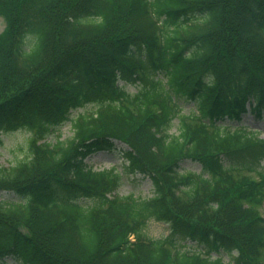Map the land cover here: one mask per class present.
Segmentation results:
<instances>
[{
  "label": "trees",
  "instance_id": "1",
  "mask_svg": "<svg viewBox=\"0 0 264 264\" xmlns=\"http://www.w3.org/2000/svg\"><path fill=\"white\" fill-rule=\"evenodd\" d=\"M0 15V132L31 133L27 156L0 166L20 198L0 199V264H262L264 167L225 159L264 151L233 123L264 117V0H0ZM65 121L73 135L47 141ZM114 140L152 196H120L121 171L86 164ZM152 218L170 234L149 237Z\"/></svg>",
  "mask_w": 264,
  "mask_h": 264
},
{
  "label": "rangeland",
  "instance_id": "2",
  "mask_svg": "<svg viewBox=\"0 0 264 264\" xmlns=\"http://www.w3.org/2000/svg\"><path fill=\"white\" fill-rule=\"evenodd\" d=\"M4 27V19L0 16V31ZM120 85H125L128 91L134 92L137 89V82H132L130 80L120 79ZM180 106L182 112H190L193 110V104L191 101H181ZM94 106L92 104L85 105L83 107H78L70 112V117L74 118L80 113H85L87 111L93 110ZM236 121H233L235 123ZM174 126L171 131L175 130L176 119L173 121ZM240 123H247L252 130L258 132L259 137L264 138V119H255L253 117L247 116L242 117ZM31 133L25 129H19L16 131H8L0 133V166H10L16 161L23 159L27 156L29 147L28 141ZM73 135V129L70 121H65L58 127L52 129L48 134L46 140L54 142L56 139H67ZM123 148L124 146L118 143L117 149ZM125 148V147H124ZM86 163L94 169H102L112 165H115L118 171L122 172V181L118 187L116 193L118 195H126L132 193L136 197H150L153 194V185L149 177L143 176L140 173L129 171L125 169L126 161L122 157L121 153H109L98 151L92 153L85 159ZM245 162L247 165H255L258 163L260 166L264 167V151L262 150H250L242 154V156L229 157L225 159V163L239 164ZM182 170H193L199 171L200 166L197 163H192L185 161L181 164ZM0 199L7 200H20L19 196L13 193H7L0 191ZM262 214H264V203L261 208ZM171 228L169 223L156 220L154 218L148 220L145 226V232L149 237L158 238L168 235ZM179 241L184 244L185 248L190 249H200L204 250L203 247L199 246L196 241H191L186 238H179ZM213 256H221L224 262H228L232 259L234 251L231 254L225 250L211 252ZM4 261L7 264H21L19 260L14 259L11 256L5 257ZM264 264V258H263Z\"/></svg>",
  "mask_w": 264,
  "mask_h": 264
}]
</instances>
